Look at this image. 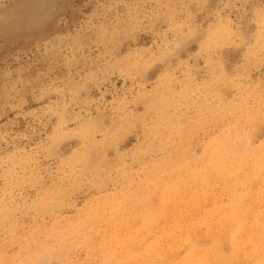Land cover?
Masks as SVG:
<instances>
[{
    "label": "rangeland",
    "instance_id": "obj_1",
    "mask_svg": "<svg viewBox=\"0 0 264 264\" xmlns=\"http://www.w3.org/2000/svg\"><path fill=\"white\" fill-rule=\"evenodd\" d=\"M229 214L264 239V0H0V264H264Z\"/></svg>",
    "mask_w": 264,
    "mask_h": 264
},
{
    "label": "bare ground",
    "instance_id": "obj_2",
    "mask_svg": "<svg viewBox=\"0 0 264 264\" xmlns=\"http://www.w3.org/2000/svg\"><path fill=\"white\" fill-rule=\"evenodd\" d=\"M192 143V142H191ZM247 158V157H246ZM233 165V164H232ZM259 174V171L257 172ZM257 175V174H256ZM245 176V175H244ZM164 181H167V183H163V198H164V202L166 204L171 203L175 200V196H176V186L179 185L177 179H175L174 177H168L167 179H165ZM162 188V187H161ZM178 191V190H177ZM179 193V191H178ZM254 194V193H253ZM239 213V212H238ZM240 215H233V214H229L228 218H226V220L228 219L230 222H232L233 224H235V226L233 227V234L230 238V243L232 246V252L233 253H239L241 251L242 254L245 257H251L252 255H254L255 253L261 255L264 254V247H261L262 245L260 244V242H264V239H262V237L258 240L256 237V229L252 228V229H246L243 221H242V215L239 217ZM259 219V218H258ZM263 219V218H261ZM227 220V221H228ZM182 221V220H181ZM226 222V221H225ZM183 223V222H182ZM229 223V222H228ZM178 224V223H177ZM179 225V224H178ZM225 226V225H224ZM210 227V226H209ZM214 228V227H213ZM217 228V227H215ZM214 228V229H215ZM210 229V228H209ZM214 229H210L211 232ZM186 230V229H185ZM210 230H209V234L210 235ZM179 233V232H178ZM189 233V232H188ZM193 233V232H192ZM197 233V232H196ZM246 233L247 237L246 239L243 240H239V235H241V237L243 238V234ZM185 234V231H184ZM191 234V233H190ZM214 235V234H213ZM183 236V235H182ZM188 236V235H187ZM187 238V237H186ZM180 243V242H179ZM184 243V241H183ZM170 244V243H169ZM261 245V246H260ZM221 248V245H220ZM219 248V249H220ZM217 245L213 246V250L211 249V251H214L215 253H217L213 258H211L210 256H208L207 252H205V257H202L200 260L197 261H193V257H190V260L188 261V264H212V263H218V262H225L227 264H233V258L231 260H228L224 255H221V253H219V250ZM167 251V250H166ZM201 251V250H200ZM222 251V250H221ZM250 251V252H248ZM202 252V251H201ZM196 252H194L195 254ZM213 253V252H212ZM214 253V254H215ZM165 254V253H164ZM198 254V253H197ZM196 254V255H197ZM200 254V253H199ZM241 256V254H238ZM198 256V255H197ZM230 256V255H229ZM162 257V256H161ZM255 257V256H254ZM237 259V258H236ZM255 261V260H254ZM152 262V261H151ZM235 263V262H234ZM185 264V263H184Z\"/></svg>",
    "mask_w": 264,
    "mask_h": 264
},
{
    "label": "water",
    "instance_id": "obj_3",
    "mask_svg": "<svg viewBox=\"0 0 264 264\" xmlns=\"http://www.w3.org/2000/svg\"><path fill=\"white\" fill-rule=\"evenodd\" d=\"M34 1H36V2H37L38 0H34ZM53 8H54V7H53ZM17 14H18V12H17V13H16V14H15L13 17H17V16H16Z\"/></svg>",
    "mask_w": 264,
    "mask_h": 264
}]
</instances>
